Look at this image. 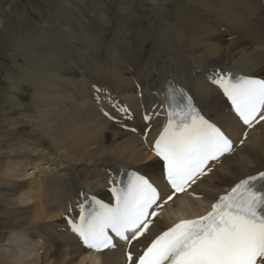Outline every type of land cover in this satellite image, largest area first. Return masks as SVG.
<instances>
[{
    "label": "bare ground",
    "instance_id": "obj_1",
    "mask_svg": "<svg viewBox=\"0 0 264 264\" xmlns=\"http://www.w3.org/2000/svg\"><path fill=\"white\" fill-rule=\"evenodd\" d=\"M181 3L165 30L155 27L150 37L139 32L128 39H121L124 30H117L109 44L104 30L94 40L67 10L62 38L78 40L76 32L82 31L86 40L79 44L84 51L73 57L72 52L80 50L61 41L47 55V51L41 54L45 61L39 71L35 66L21 69L26 72L22 81H33L37 94L32 108H20L21 118L11 126L31 125L43 131L45 140L0 150V264L126 263L124 246L100 255L86 253L77 235L65 228L62 215L78 206L80 212L91 196L106 198L111 185L130 169L162 185L161 165L152 146L167 126L164 97L169 84L185 91L197 114L223 129L235 145L187 194L163 206L129 254L138 256L153 237L178 221L206 215L241 180L264 172V120L244 130L217 83L230 72L264 76L263 4L261 0ZM147 40L152 44L144 54ZM98 91L124 112L131 108L134 119L124 124L132 130L111 124L109 111L98 114L92 100Z\"/></svg>",
    "mask_w": 264,
    "mask_h": 264
},
{
    "label": "snow or ice",
    "instance_id": "obj_2",
    "mask_svg": "<svg viewBox=\"0 0 264 264\" xmlns=\"http://www.w3.org/2000/svg\"><path fill=\"white\" fill-rule=\"evenodd\" d=\"M245 125L264 120V81L244 79L229 84L217 81ZM169 123L154 144V154L164 162L173 189L163 204L183 193L205 175L210 161L231 153L232 144L224 134L187 105ZM259 114V120L257 116ZM159 196L147 179L136 176L117 196L115 207L98 204L73 230L84 245L94 251L113 247L107 230L130 242L145 234L158 213L149 212ZM126 233H131L129 238ZM128 261L133 262L131 254ZM135 264H264V172L241 180L230 192L211 205V211L195 219L175 223L158 235Z\"/></svg>",
    "mask_w": 264,
    "mask_h": 264
},
{
    "label": "rangeland",
    "instance_id": "obj_3",
    "mask_svg": "<svg viewBox=\"0 0 264 264\" xmlns=\"http://www.w3.org/2000/svg\"><path fill=\"white\" fill-rule=\"evenodd\" d=\"M182 1L0 0V150L7 151L11 144L19 142L45 140L43 131L31 125L27 127L23 124L20 127H25L22 128L18 124L14 127L11 125L18 123L21 118L20 108H32L33 94H37V91L33 93L36 90L33 81H22L26 72L21 69L35 66L36 71H39L40 63L45 61L41 54L47 51V55L61 41L66 46L68 43L74 44L80 50L73 51V57L84 51L79 44V41L86 40L82 31L80 34L76 32L78 40L62 38L65 32L61 29L67 22V10L77 17L76 22L82 23L83 30L89 31L94 40H98L102 36L100 31L104 30L103 38L109 44L117 30H124L119 34L121 39H128L131 33L134 35L139 32L145 38L150 37L155 27L165 30L168 22L174 20L181 10ZM157 3L161 5L157 7ZM64 12L66 16H63ZM41 34L45 35L44 39ZM51 35H55L54 40ZM45 40H49V43ZM151 44V40L146 41L144 54L149 51ZM91 64V60L88 61L90 69Z\"/></svg>",
    "mask_w": 264,
    "mask_h": 264
}]
</instances>
